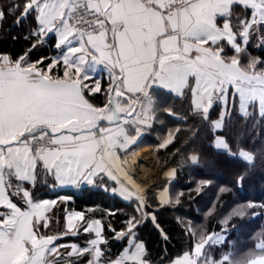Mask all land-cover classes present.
I'll list each match as a JSON object with an SVG mask.
<instances>
[{
    "label": "snow or ice",
    "instance_id": "1",
    "mask_svg": "<svg viewBox=\"0 0 264 264\" xmlns=\"http://www.w3.org/2000/svg\"><path fill=\"white\" fill-rule=\"evenodd\" d=\"M9 17L14 27L27 24L29 48L18 57L0 53V264H153L137 231L156 216L122 184L112 194L134 199L141 215L120 229L74 211L65 231L43 230L46 213L67 199L57 189L94 186L104 176L115 181L109 165L118 152L151 129L160 112L176 116L159 107L157 90L161 100L168 94L189 103L207 129L209 150L244 165L238 183L255 167L257 153L246 138L264 145V57L250 49L264 51V0H8L0 4V27ZM45 45L57 55L31 60ZM97 65L110 80L102 107L86 99L102 90L97 80L86 83ZM234 115L245 128L233 133ZM172 140L170 133L162 147ZM187 162L201 159L193 154ZM41 187L56 198L38 197ZM261 214L264 203L248 202L221 221L219 233L192 232V248L167 264H264V231L246 257L226 235L233 215ZM81 234L83 243L67 242Z\"/></svg>",
    "mask_w": 264,
    "mask_h": 264
},
{
    "label": "trees",
    "instance_id": "2",
    "mask_svg": "<svg viewBox=\"0 0 264 264\" xmlns=\"http://www.w3.org/2000/svg\"><path fill=\"white\" fill-rule=\"evenodd\" d=\"M7 2L8 0H0V4L6 5ZM13 23V19L9 17L0 27V53L18 57L29 48V41L25 39L27 24L14 27ZM250 52L253 57H264V51L256 47L251 48ZM55 54H57L55 49L45 45L32 51L30 59L35 61L45 56L51 59ZM62 72L61 67L59 74L62 75ZM108 84L109 81L103 78L102 90L86 96L95 104L104 105L107 103ZM154 95L157 96L159 107H171L176 113L173 117L166 112H160L158 121L150 130L173 133L171 130L176 129L172 143L158 149V154L165 167L177 169L178 176L172 186L179 191L177 198L180 205H174V201L167 205L160 204L158 194L155 193L156 187L151 189L147 200L148 211L156 216V221L154 222L150 217L144 218L138 228L137 236L146 245L148 258L153 264H161V260L167 264L168 259H175L192 248L194 241L191 233L195 232L193 228L195 229L196 224H202L199 229L204 235L219 233L226 227L221 221L234 211H239L241 206L250 201L257 205L264 203V157L259 156V150L264 145L260 139L253 141L246 138V143L257 153V157L254 160L255 167L250 168L243 183L240 184L237 182V177L244 172V165L240 161L225 160L209 150L207 129L198 118L190 114L189 103L168 94H164L161 100L158 90ZM219 112L220 108L217 107L212 112V118L215 119ZM231 119L233 133L245 128L244 122L238 115H234ZM152 141L159 143L155 139ZM193 154H197L201 159L197 165L187 162V158ZM113 182L105 176L102 181L97 177L94 186L57 189L59 196L68 198L65 202L58 200L49 215V227L43 231L50 235L65 231V217L69 211L83 212L86 219H101L102 223L105 225L111 223L116 229H120L128 217L133 215L139 217L134 202L125 201L104 187L110 185L113 187ZM222 188L226 190L221 191ZM37 196L56 198L51 189L43 187ZM157 223L159 227L156 226ZM262 231H264V214L244 217L233 215L226 235L238 255L246 257L259 242L261 238L259 234ZM73 241L83 243L84 234L80 237L67 238V242ZM118 248V244L113 245L114 251Z\"/></svg>",
    "mask_w": 264,
    "mask_h": 264
},
{
    "label": "rangeland",
    "instance_id": "3",
    "mask_svg": "<svg viewBox=\"0 0 264 264\" xmlns=\"http://www.w3.org/2000/svg\"><path fill=\"white\" fill-rule=\"evenodd\" d=\"M171 131L173 132L171 134L173 135V138H174V133L176 129L171 130ZM169 134H170L169 131H165V133H163V131L160 132L157 129H155V131L149 129L146 132H143L136 139L137 140L136 145L131 151L118 152L119 160L115 162L114 166L111 169L113 172V175L116 176V180L113 182L114 183L113 187L118 189L122 184L123 186L127 187L131 191H134L135 193L145 198L146 200H148L149 198L150 190L156 187L155 193L158 194L160 204L162 205L169 204V203L167 204L163 203V198L167 197L170 200V203L171 201H174V205H180L179 203H176V200L178 199L177 192L179 191L178 189L172 186V183L174 182V180L177 179V176H178L177 169L175 167H165L164 163L162 162L161 156L158 154V149L166 147V146L162 147V145H164L165 141H167ZM152 139L158 140L159 143L152 141ZM145 149L148 150V152H150V155L152 156V159H153L152 161L153 168L158 171V175L155 181L152 182L151 184L145 183L140 180V167L138 166V158L140 154L143 152V150ZM129 158H130V163L132 165V169L134 173H132L129 167L127 166V160ZM173 171H175V174L171 175L170 173H172ZM103 179L100 178L101 181ZM111 186L112 185L107 186V187L104 186V187L108 189L110 193H112L111 189L113 187ZM125 201L134 202V205L136 206L135 208H137V203L134 199L125 200ZM82 223H83L82 221H78L76 224L79 226ZM201 225L202 224H196V227L195 229L193 228V231H195L196 233H201V230L199 229Z\"/></svg>",
    "mask_w": 264,
    "mask_h": 264
},
{
    "label": "crops",
    "instance_id": "4",
    "mask_svg": "<svg viewBox=\"0 0 264 264\" xmlns=\"http://www.w3.org/2000/svg\"><path fill=\"white\" fill-rule=\"evenodd\" d=\"M57 54H55L54 55V57L56 56ZM53 57V58H54ZM96 71L95 72H91V71H89V77H90V79L88 80V81H86V83L90 86V87H93L94 86V84H93V80H97V81H99L100 82V84L102 83V80H103V78L104 79H107L108 81H109V84H110V80H109V75H108V72H107V70L104 68V66L103 65H97L96 66ZM109 84L107 85V89H108V87H109ZM86 99H89L87 96H86ZM94 106H98V107H102V106H100V105H97V104H95L94 102H92L91 100H89ZM136 142H137V140L135 141V143H133V144H131L128 148H127V150L126 151H131L133 148H134V146L136 145ZM146 150V149H145ZM145 150H143V151H145ZM126 151H123V152H126ZM110 167H111V169H112V167L114 166V165H109ZM127 166L129 167V169H130V171L132 172V173H134V171H133V169H132V165H131V163H130V158L127 160ZM66 197V196H65ZM47 198H49V197H47ZM66 198H68V197H66ZM51 199V198H50ZM67 200V199H66ZM54 208H52L49 212H47L46 213V216L49 218V215H50V213H51V211L53 210ZM70 212H74V211H69V212H67V214L68 213H70ZM80 212V211H79ZM49 221H50V219H49ZM78 221H76V223H77Z\"/></svg>",
    "mask_w": 264,
    "mask_h": 264
},
{
    "label": "bare ground",
    "instance_id": "5",
    "mask_svg": "<svg viewBox=\"0 0 264 264\" xmlns=\"http://www.w3.org/2000/svg\"><path fill=\"white\" fill-rule=\"evenodd\" d=\"M153 159L148 150L143 151L138 158V166L140 167V180L145 183L155 181L158 171L153 168Z\"/></svg>",
    "mask_w": 264,
    "mask_h": 264
}]
</instances>
